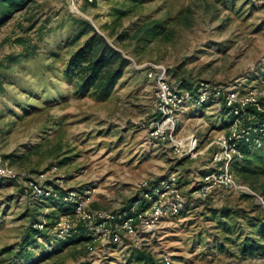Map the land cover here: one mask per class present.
Returning a JSON list of instances; mask_svg holds the SVG:
<instances>
[{
	"label": "rangeland",
	"instance_id": "374dc122",
	"mask_svg": "<svg viewBox=\"0 0 264 264\" xmlns=\"http://www.w3.org/2000/svg\"><path fill=\"white\" fill-rule=\"evenodd\" d=\"M77 5L80 13L69 0H33L0 27V163L16 175L0 176V264H263L264 173L241 175L231 165L250 191L207 179L220 173L212 143L230 128L225 111L197 102L195 86L253 90L264 106V0ZM6 15L0 11V19ZM82 21L128 61L105 100L95 89L82 95L79 80L65 75L70 55L90 37L66 45ZM150 64L186 83L176 137L193 136L192 153L149 135L158 113ZM29 180L83 194L90 214L136 211L144 192L167 181L185 204L157 227L114 243L89 229L95 219L85 224L55 200L33 203Z\"/></svg>",
	"mask_w": 264,
	"mask_h": 264
},
{
	"label": "built area",
	"instance_id": "2783aa9c",
	"mask_svg": "<svg viewBox=\"0 0 264 264\" xmlns=\"http://www.w3.org/2000/svg\"><path fill=\"white\" fill-rule=\"evenodd\" d=\"M89 1L92 2L93 0ZM69 2L73 12H79L78 0H69ZM146 71L147 78L154 83L156 109L159 113V117L151 124L150 137L168 142L177 153H192L197 140L193 136L186 139L176 137V112L187 101L188 94H184L183 90L179 89V83H173L163 65L150 64ZM195 88L199 104H223L236 116L229 127L228 135L221 133L212 143L217 147V151L214 153V161L220 164V173H212L207 179L212 183L233 190L239 191L247 188L237 181L230 171V167L236 157H242L238 148L239 141H245L253 149L261 148L264 145V106L261 104L258 94L253 90L241 94L238 90L224 89L219 85L213 86L209 82H200ZM247 108H252L261 114L262 118L257 126H243L240 116ZM0 176L15 178L16 175L10 167L0 163ZM27 184V190L30 191L34 199L49 197L53 192L51 187L45 186L43 182L37 180H29ZM142 186L147 189L146 187L149 184L144 183ZM151 189L143 194V199L147 203L151 200L154 201L151 207L134 215L127 212L120 214L118 217L100 212L90 214L84 207V195L78 192L67 193L64 200L74 204L75 214L80 221L86 224V222L93 219L97 220L96 226L89 227V229L93 230L99 227L105 238L118 243L121 241L123 233L134 238L138 234L139 227L151 230L157 227L164 217L177 215L183 209L185 200L178 188L174 187L172 181L162 182ZM154 196L158 197L153 199ZM132 211L134 210L132 209ZM110 222H112V225H109ZM113 226L114 229L112 230ZM262 261L264 264V258Z\"/></svg>",
	"mask_w": 264,
	"mask_h": 264
},
{
	"label": "trees",
	"instance_id": "16d2710c",
	"mask_svg": "<svg viewBox=\"0 0 264 264\" xmlns=\"http://www.w3.org/2000/svg\"><path fill=\"white\" fill-rule=\"evenodd\" d=\"M32 1L33 0H0V11H2L5 15L7 14L4 16V18L0 19V27L12 13L25 9ZM86 35H90L89 39L81 46H77L80 40ZM66 45L68 47L77 46V50L72 55H70V58L67 62L65 71L66 77L70 81L74 79L79 80L81 84L79 90H81L82 95H86L90 90L95 89L96 91L100 92L99 97L101 100L107 99L111 95L115 85L122 78L123 69L128 62L127 59L124 58L117 49L109 45L87 21L81 22L80 28L71 35V37L67 40ZM178 83L179 89H185L186 83L184 80H180ZM204 105L213 106L214 104L206 103ZM220 108H222L223 112L225 111L227 113L226 125L227 128H229L234 122L236 116L233 115L231 111L223 104L220 105ZM247 113L254 114V120L248 119L246 116ZM158 117L159 113L155 115V119ZM240 118L242 120L243 126L247 127L257 126L262 116L254 109L247 108L246 111L242 113ZM263 147L264 145L261 148L253 149L249 146V144H246L245 141H239L238 148L240 149L242 157H236L232 163L234 164V171L241 175L264 173V154L262 152ZM55 186V189L52 188L53 192L50 194V196L42 199H34L30 191L27 189L26 193L33 203L43 200H55L65 205L66 208L71 209L75 214L74 204L64 200V197L67 193L63 192L61 187H58L57 185ZM139 203L140 205L136 211H131L130 206L127 209H124L122 213L127 212L131 215H134L142 212L145 210V206H147V202L144 201L143 196ZM79 229L86 230L84 225H79ZM141 259L147 263H152L150 255L144 254Z\"/></svg>",
	"mask_w": 264,
	"mask_h": 264
},
{
	"label": "crops",
	"instance_id": "0c3cea01",
	"mask_svg": "<svg viewBox=\"0 0 264 264\" xmlns=\"http://www.w3.org/2000/svg\"><path fill=\"white\" fill-rule=\"evenodd\" d=\"M213 106H216V107H218L219 109L218 110H222V108H220V105H213Z\"/></svg>",
	"mask_w": 264,
	"mask_h": 264
},
{
	"label": "bare ground",
	"instance_id": "6f19581e",
	"mask_svg": "<svg viewBox=\"0 0 264 264\" xmlns=\"http://www.w3.org/2000/svg\"><path fill=\"white\" fill-rule=\"evenodd\" d=\"M245 189H247V188H245ZM247 190H249V189H247Z\"/></svg>",
	"mask_w": 264,
	"mask_h": 264
}]
</instances>
